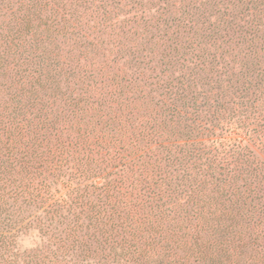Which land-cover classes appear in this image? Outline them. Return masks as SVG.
Returning a JSON list of instances; mask_svg holds the SVG:
<instances>
[{"label":"trees","instance_id":"1","mask_svg":"<svg viewBox=\"0 0 264 264\" xmlns=\"http://www.w3.org/2000/svg\"><path fill=\"white\" fill-rule=\"evenodd\" d=\"M0 264H264V0H0Z\"/></svg>","mask_w":264,"mask_h":264},{"label":"rangeland","instance_id":"2","mask_svg":"<svg viewBox=\"0 0 264 264\" xmlns=\"http://www.w3.org/2000/svg\"><path fill=\"white\" fill-rule=\"evenodd\" d=\"M33 239L31 237H24L22 240H20L19 244L22 248H28L33 243Z\"/></svg>","mask_w":264,"mask_h":264}]
</instances>
